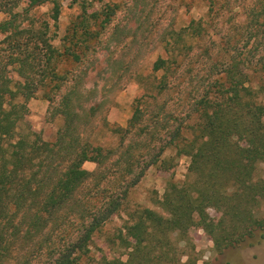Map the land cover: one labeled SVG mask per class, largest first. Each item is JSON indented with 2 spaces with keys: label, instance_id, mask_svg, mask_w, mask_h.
I'll list each match as a JSON object with an SVG mask.
<instances>
[{
  "label": "trees",
  "instance_id": "1",
  "mask_svg": "<svg viewBox=\"0 0 264 264\" xmlns=\"http://www.w3.org/2000/svg\"><path fill=\"white\" fill-rule=\"evenodd\" d=\"M70 2L79 13L56 43L60 0H0V264H90L121 214L108 247L126 259L98 264H198L194 228L217 253L259 244L264 0H180L188 21L154 29L137 12L148 0ZM133 81L142 94L121 127L111 96ZM37 97L60 123L52 141L27 121ZM150 168L167 176L163 215L129 201Z\"/></svg>",
  "mask_w": 264,
  "mask_h": 264
},
{
  "label": "rangeland",
  "instance_id": "2",
  "mask_svg": "<svg viewBox=\"0 0 264 264\" xmlns=\"http://www.w3.org/2000/svg\"><path fill=\"white\" fill-rule=\"evenodd\" d=\"M109 3H130V0H107ZM180 0H148V6H143L142 4L138 7L137 12L144 9L143 14L147 15L149 13V22L153 25L154 29L160 24L167 25L169 23L179 24L180 22L186 23L189 16L184 13L182 7H180ZM61 12L57 22V28H52L56 31V43L57 40L64 34L66 26L69 24L70 20L74 18L78 13V8L70 2V0H60ZM48 11V6L41 7L38 9L37 14L43 15L44 18H48L45 14ZM133 13V12H132ZM3 18L0 15V21ZM135 16L131 19L130 14L126 15L125 11H121L119 14V20L123 23L128 21H134ZM153 37V36H152ZM159 53V52H158ZM155 58V55L152 59ZM144 61L140 62L142 66V71L146 73L148 71ZM134 66L133 68H136ZM122 85V84H120ZM123 88L112 94L113 106L108 111V120L118 126L125 127L128 118L131 115V103L136 98L142 94V88L136 82H130L128 84H123ZM47 107L48 103L40 98L31 99L27 108L29 110L27 121L31 126V129L36 133H39L43 140L52 141L55 137L56 130L59 126V121L56 119L49 120L47 117ZM115 139H107V143L111 144ZM188 157H180L177 160V166L175 174L173 176L174 181L181 182L184 180L187 173V167L189 165ZM83 168L88 171H93L96 165L93 163H85ZM258 177L264 178V165H261L257 172ZM167 176L156 170L155 168H150L139 185L134 188L130 194L129 201L131 206L149 208L159 214H164L163 210L159 206V201L161 200L164 188L166 185ZM262 211L264 212V206H262ZM210 215L215 216V212L209 209ZM262 212L260 213V215ZM263 215V214H262ZM126 216L121 214L119 217L113 218L103 230L101 236H96L94 238L96 246L91 250L90 264H98V261L105 257L107 259H112L113 257H119L121 260L126 259V255L121 254L122 252L114 251L113 248L108 247V237L113 235L114 230L117 229L126 220ZM264 234V231H263ZM189 237L191 238L194 247L197 263L198 264H264V239L257 245L252 247H242L235 249H227L222 253H217L213 250L212 242L205 233L197 228L191 229L189 231ZM121 254V255H120ZM185 258H183L184 260Z\"/></svg>",
  "mask_w": 264,
  "mask_h": 264
}]
</instances>
